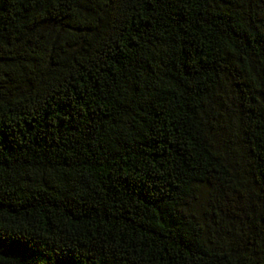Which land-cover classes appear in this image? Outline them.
Segmentation results:
<instances>
[{
  "label": "trees",
  "instance_id": "trees-1",
  "mask_svg": "<svg viewBox=\"0 0 264 264\" xmlns=\"http://www.w3.org/2000/svg\"><path fill=\"white\" fill-rule=\"evenodd\" d=\"M0 264H264V0H0Z\"/></svg>",
  "mask_w": 264,
  "mask_h": 264
}]
</instances>
